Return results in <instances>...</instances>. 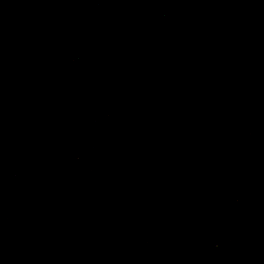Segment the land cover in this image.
<instances>
[{
  "label": "water",
  "instance_id": "obj_1",
  "mask_svg": "<svg viewBox=\"0 0 264 264\" xmlns=\"http://www.w3.org/2000/svg\"><path fill=\"white\" fill-rule=\"evenodd\" d=\"M0 264H264V0H0Z\"/></svg>",
  "mask_w": 264,
  "mask_h": 264
}]
</instances>
